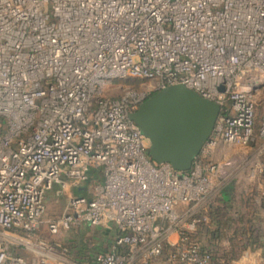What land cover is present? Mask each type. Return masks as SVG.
I'll return each mask as SVG.
<instances>
[{
  "label": "built area",
  "instance_id": "built-area-1",
  "mask_svg": "<svg viewBox=\"0 0 264 264\" xmlns=\"http://www.w3.org/2000/svg\"><path fill=\"white\" fill-rule=\"evenodd\" d=\"M128 79L147 86L115 95ZM176 84L221 106L189 170L154 160L130 117ZM263 143L264 0H0V264H77L44 231L111 222L114 243L85 264H151L172 234L168 260L211 264L191 237L233 166L211 156ZM90 179L45 219L49 190Z\"/></svg>",
  "mask_w": 264,
  "mask_h": 264
},
{
  "label": "rangeland",
  "instance_id": "rangeland-1",
  "mask_svg": "<svg viewBox=\"0 0 264 264\" xmlns=\"http://www.w3.org/2000/svg\"><path fill=\"white\" fill-rule=\"evenodd\" d=\"M147 82L144 79L120 81L117 83L119 88L115 95H120L124 87L144 88ZM257 146L245 151L236 146L230 149L221 145L211 156L213 159L233 162L232 174L225 186V189L231 187L230 197L226 202L220 196L212 206L208 207L207 212L201 211L208 217L191 237L204 248L212 251L211 264H264V175L256 177L250 175L252 160L259 152L256 150L260 147L264 148V143L263 146L256 148ZM260 156V160L264 161V149ZM95 183L94 179L85 183L84 185L89 186L91 191L86 188L83 193L74 192L75 187L71 185L63 187L61 184H56L47 192L45 219L62 216L68 211L70 196L72 194L89 196ZM79 227H72L58 235H50L44 231V236L50 242L61 244L58 250L62 255L64 253V261L71 259L77 264H85L88 263L84 259L87 257L85 251L97 249L100 237L94 231L79 230ZM259 248H262L261 253L252 258V253ZM169 251L170 247L167 246L163 259H166ZM64 264L69 263L64 262Z\"/></svg>",
  "mask_w": 264,
  "mask_h": 264
},
{
  "label": "water",
  "instance_id": "water-1",
  "mask_svg": "<svg viewBox=\"0 0 264 264\" xmlns=\"http://www.w3.org/2000/svg\"><path fill=\"white\" fill-rule=\"evenodd\" d=\"M220 111L217 102L176 84L155 92L130 117L149 138L154 160L189 170L211 138Z\"/></svg>",
  "mask_w": 264,
  "mask_h": 264
},
{
  "label": "crops",
  "instance_id": "crops-1",
  "mask_svg": "<svg viewBox=\"0 0 264 264\" xmlns=\"http://www.w3.org/2000/svg\"><path fill=\"white\" fill-rule=\"evenodd\" d=\"M94 172L92 171V174ZM87 185H82L78 188H75V190H73L76 193H83V191L86 189ZM81 195H86V194H81ZM223 201L227 200L225 199V197L222 195ZM221 200V198H220ZM79 230L82 229H88L91 231H94L95 233L98 234V236L100 237V241L99 244L97 245V249H94L93 251H85L86 253V258H84L85 260H87L88 263H92L94 260V256L99 253V252H104L110 249V247L112 246V244L114 243L117 235L119 234V230L118 227L115 223H107L101 226H93V225H82L79 227ZM177 240L176 235L172 234L171 235V244H173L175 241ZM168 245V247H171L172 245ZM262 248H259V250H255V253H252V258L254 257V255H258L259 253H261ZM165 258V256H162L160 258H158L156 261H154L151 264H176V263H172L170 260L167 259H163ZM249 259V258H248Z\"/></svg>",
  "mask_w": 264,
  "mask_h": 264
},
{
  "label": "trees",
  "instance_id": "trees-1",
  "mask_svg": "<svg viewBox=\"0 0 264 264\" xmlns=\"http://www.w3.org/2000/svg\"><path fill=\"white\" fill-rule=\"evenodd\" d=\"M94 172L96 173V175L99 174V171H94ZM229 188L231 189V187H229ZM230 189L227 188V189L222 191V193H223L222 195L225 197L226 200H227L228 197H230V193H231Z\"/></svg>",
  "mask_w": 264,
  "mask_h": 264
}]
</instances>
